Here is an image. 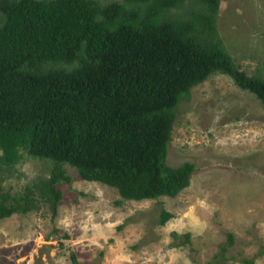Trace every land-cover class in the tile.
I'll use <instances>...</instances> for the list:
<instances>
[{"label":"trees","instance_id":"16d2710c","mask_svg":"<svg viewBox=\"0 0 264 264\" xmlns=\"http://www.w3.org/2000/svg\"><path fill=\"white\" fill-rule=\"evenodd\" d=\"M0 0V165L21 150L52 165L45 178L11 194L0 218L41 203L55 214L63 164L125 199L173 196L189 183L192 161L165 162L174 107L218 71L264 107V78L237 67L219 42V0ZM172 213L162 206L157 222ZM187 238V233H184ZM233 233L203 264H225ZM252 256H240L251 264ZM71 264H78L71 252Z\"/></svg>","mask_w":264,"mask_h":264},{"label":"rangeland","instance_id":"374dc122","mask_svg":"<svg viewBox=\"0 0 264 264\" xmlns=\"http://www.w3.org/2000/svg\"><path fill=\"white\" fill-rule=\"evenodd\" d=\"M190 1L168 14L185 13ZM214 27L235 65L264 78V0H219ZM173 112L165 162H193L185 187L173 196L125 199L64 163L70 179L56 185L61 197L53 216L41 203L0 218V264H71V252L78 264H203L225 242L226 231L233 243L225 264H243L240 256L264 247L260 100L215 71L193 85ZM51 165L22 149L16 163L0 165V190L18 193L45 178ZM161 206L172 213L163 224L157 222ZM251 264H264V253Z\"/></svg>","mask_w":264,"mask_h":264}]
</instances>
